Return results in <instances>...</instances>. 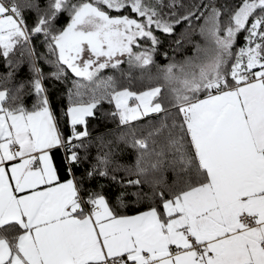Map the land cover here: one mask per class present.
Instances as JSON below:
<instances>
[{
	"label": "snow or ice",
	"instance_id": "obj_1",
	"mask_svg": "<svg viewBox=\"0 0 264 264\" xmlns=\"http://www.w3.org/2000/svg\"><path fill=\"white\" fill-rule=\"evenodd\" d=\"M178 6L49 0L42 10L37 0H0V57L7 62L19 49L38 61L29 45L43 34L55 57L52 77L76 78L64 113L68 135L35 62L29 81L0 87V264H264V0H242L223 24L214 0L179 14ZM32 10L29 27L24 12ZM65 11L69 22L57 28ZM193 18L203 19L204 44L153 75L156 32L173 36L185 21L191 29ZM240 33L245 43L234 51ZM108 68L128 80L139 69L163 83L135 92L102 75ZM105 101L114 102L110 115L125 130L92 138L89 118ZM153 115L161 119L136 127ZM126 148L135 151L132 165L117 159ZM100 180L118 185L114 199ZM128 202L147 209L125 214Z\"/></svg>",
	"mask_w": 264,
	"mask_h": 264
},
{
	"label": "trees",
	"instance_id": "obj_2",
	"mask_svg": "<svg viewBox=\"0 0 264 264\" xmlns=\"http://www.w3.org/2000/svg\"><path fill=\"white\" fill-rule=\"evenodd\" d=\"M79 0H71V3H78ZM169 0H165V3H168ZM207 2V0H204ZM242 0H214V3L218 7H220L223 11V15L221 17L222 24L227 23L228 21V12L231 9H234L238 6ZM40 8L46 9L49 4V0H37ZM178 5H183V7H177L175 11L179 14L182 12H186L187 9L193 5L194 3H199V0H177ZM168 12L169 10L166 8L164 10ZM125 14H129L125 12ZM25 17L27 18L28 26L31 27L34 21L37 18V13L35 10L25 11ZM68 12H62L58 15V23L57 28H63L67 25L69 21ZM203 23V19L196 20L195 18L191 21V29L188 27V22L185 21L181 25L177 26L175 30V34L173 36H166L162 33L156 32V35L160 39L161 43L157 47L154 54V65L150 66L151 73L154 75L157 73L159 69H163L169 63H182L187 58L195 55V47L194 45L199 43L201 45L204 44V40L199 35V27ZM181 33H187L185 38L180 46H177L175 41L180 38ZM189 36L191 42H189ZM245 43L244 41V33H240L235 42L234 51H238L241 46ZM29 47H34L36 52L40 54L41 58L37 61L36 56L31 58L25 56L23 58L19 55V49H17L10 57V59L6 62L3 57H0V87H8L9 89H13L15 86L20 83H25L31 79L32 70L31 63L35 62L38 67L42 68L45 77H47L43 83L45 88L47 89V95L51 102V107L55 114L61 118V128L65 135L70 134V124L66 117H64V113L69 106V90L72 89L73 81L76 79L72 76L71 72H67L66 80H55L51 73L56 71V66L51 62L55 60V57H50L48 53V47L43 34H40L38 37H33V43L29 45ZM9 64L12 65L9 68ZM121 68L127 70L128 65L125 63L121 65ZM12 72L11 81H4L3 77L7 75V73ZM104 76H114L117 78L120 86L127 87L135 92H142L148 90L149 87L154 86L155 83H163L162 81H149L145 76L141 75V70L136 69L133 71V78L128 80L126 77L121 76L120 71L116 69H105L102 72ZM25 104L28 108H31L32 103L34 101V97L31 95L25 96ZM115 111L114 104H109L107 101L103 102L98 106L96 111L95 118H89V126L88 130L91 133V137L95 138L101 133L107 132L109 130L115 131L119 133L120 131H124L123 128L117 127V118H114L110 115L111 112ZM163 114H161L162 116ZM161 116H149L144 117L139 121L135 122L137 128L146 127L150 122L155 123L156 121L161 119ZM172 116L169 117V122L172 120ZM140 134L139 132L137 133ZM123 148L124 146L121 145ZM92 155L96 154V147L92 148ZM55 158L57 163H60L63 159V154L61 150H57L55 152ZM119 163L124 165H132L135 163V151L130 148H126L124 152L117 157ZM89 165L86 163L85 165L80 166L76 169L77 177L83 175L84 169ZM124 176V173H117V178ZM67 173L61 172V179H67ZM134 178V177H133ZM99 185L103 187L105 195L108 196L109 199H114L117 191L118 185L113 184L109 180H100ZM93 186H96V182H93ZM127 208H121L120 211L124 212L128 215H133L137 212L144 211L147 209V204L142 205H134L131 202H128Z\"/></svg>",
	"mask_w": 264,
	"mask_h": 264
},
{
	"label": "rangeland",
	"instance_id": "obj_3",
	"mask_svg": "<svg viewBox=\"0 0 264 264\" xmlns=\"http://www.w3.org/2000/svg\"><path fill=\"white\" fill-rule=\"evenodd\" d=\"M181 1H183V0H181ZM113 15H115L116 13H112ZM125 14V13H124ZM70 19V18H69ZM69 22V21H68ZM143 43V42H142ZM150 45L149 44H144V47H149ZM155 54V53H154ZM154 54H153V59H154ZM124 59H126V58H124ZM131 103V102H130ZM113 104H114V102H113Z\"/></svg>",
	"mask_w": 264,
	"mask_h": 264
},
{
	"label": "crops",
	"instance_id": "obj_4",
	"mask_svg": "<svg viewBox=\"0 0 264 264\" xmlns=\"http://www.w3.org/2000/svg\"><path fill=\"white\" fill-rule=\"evenodd\" d=\"M70 124V123H69ZM61 152H62V150H61ZM62 154L64 155V153L62 152Z\"/></svg>",
	"mask_w": 264,
	"mask_h": 264
},
{
	"label": "built area",
	"instance_id": "obj_5",
	"mask_svg": "<svg viewBox=\"0 0 264 264\" xmlns=\"http://www.w3.org/2000/svg\"><path fill=\"white\" fill-rule=\"evenodd\" d=\"M62 152H63V150H62Z\"/></svg>",
	"mask_w": 264,
	"mask_h": 264
}]
</instances>
